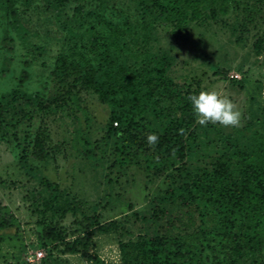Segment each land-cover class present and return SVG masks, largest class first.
I'll list each match as a JSON object with an SVG mask.
<instances>
[{
  "label": "trees",
  "instance_id": "16d2710c",
  "mask_svg": "<svg viewBox=\"0 0 264 264\" xmlns=\"http://www.w3.org/2000/svg\"><path fill=\"white\" fill-rule=\"evenodd\" d=\"M208 27L229 31L235 45L249 44L264 66V0H0V80L8 82L0 93V148L15 152L25 186L38 181L25 194L37 244L22 264H59L56 251L105 264L92 254L93 238L111 233L118 264H264V106L245 126L196 124L187 97L203 91L201 82L175 78L174 50L161 42L162 32ZM53 41L59 49L48 62ZM232 68L218 66L215 76L243 87V78L229 76ZM234 68L245 75L244 64ZM83 92L108 114L100 138L76 131L71 146L103 175L104 203L81 201L36 167L65 145H50L48 121L78 120ZM150 133L159 137L154 148ZM131 170L165 186L144 209L128 202L130 214L103 221L106 204L122 202L110 190ZM66 218L69 227H61ZM15 223L0 200V243ZM38 248L45 257L28 262Z\"/></svg>",
  "mask_w": 264,
  "mask_h": 264
},
{
  "label": "rangeland",
  "instance_id": "374dc122",
  "mask_svg": "<svg viewBox=\"0 0 264 264\" xmlns=\"http://www.w3.org/2000/svg\"><path fill=\"white\" fill-rule=\"evenodd\" d=\"M35 18H39L36 22L42 21L40 26L46 31L47 27L43 26L44 17L36 15L33 16V19ZM56 30L55 25L49 28V31L59 35ZM161 35L163 36L162 44L174 50L176 61L172 75L179 81L185 78H195L201 82L203 90H215L231 99L241 112L239 126H245L251 119V115L262 109L264 106V66L261 65L262 57L256 60L252 55L249 44L235 45L230 32L227 30L224 32L220 27L197 28L190 34L181 36H172L165 32ZM42 40L50 41L51 39L49 37L31 38L29 41L38 43ZM58 49V42H51L44 60L52 61ZM240 63L244 64L245 77L234 68ZM218 66L233 67L229 76L234 75L231 78L236 80L243 78V87L231 85L228 80L215 76L214 72ZM34 71L39 72L40 68L36 66ZM7 83L6 79L5 81L0 80V93L7 89ZM80 105L82 111L76 112L78 120L63 116V118L48 121L50 122V145L54 147L62 141L65 145H60V152L54 159L47 160L45 163H36V167L41 172L39 174L60 184L62 189H66L69 194L80 198L81 201L90 202L101 198V203H104L109 190H106L103 175L93 170L90 171V168L85 166L86 162L76 154L74 147L71 146L74 143L71 141L76 136V131L80 130L88 134L92 140L100 138L104 132L102 125L108 109L99 103L96 96L85 92L81 94ZM84 111L91 116L89 122L83 115ZM9 150L5 147L0 148V200L15 215L16 228L6 231L4 240L0 243V264H22L24 253L34 250L37 244L36 218L31 216L27 209L28 201L25 199V194L33 185L37 187L38 181L31 180L25 186L27 177L13 160L15 152L12 150L11 155ZM132 171L119 185L110 190L112 200L120 195L122 202L115 201L112 204H106L103 221L119 219L124 214H130L132 211L126 210L128 202L135 206V211L144 209L148 197L165 186L163 181H148L145 173ZM27 187H29L28 190H26ZM70 222L71 219L66 218L61 223V227H69ZM117 243L118 236L115 233L95 236L93 238L95 247L92 254H96L105 264H118ZM35 251H42L43 257L46 255L42 248ZM52 259L59 264H94L84 257L60 254L59 251L53 253Z\"/></svg>",
  "mask_w": 264,
  "mask_h": 264
},
{
  "label": "clouds",
  "instance_id": "9594fccd",
  "mask_svg": "<svg viewBox=\"0 0 264 264\" xmlns=\"http://www.w3.org/2000/svg\"><path fill=\"white\" fill-rule=\"evenodd\" d=\"M187 99L191 102L195 123L200 126L206 127L211 123L228 128L237 127L240 124L241 112L236 104L215 90H203L198 95L188 96ZM158 140L159 137L155 133H150L146 138L149 147L153 148Z\"/></svg>",
  "mask_w": 264,
  "mask_h": 264
},
{
  "label": "built area",
  "instance_id": "2783aa9c",
  "mask_svg": "<svg viewBox=\"0 0 264 264\" xmlns=\"http://www.w3.org/2000/svg\"><path fill=\"white\" fill-rule=\"evenodd\" d=\"M234 76V75H232ZM43 257V252L42 251H35V252H31L28 256H27V260L28 262H38L41 258Z\"/></svg>",
  "mask_w": 264,
  "mask_h": 264
}]
</instances>
